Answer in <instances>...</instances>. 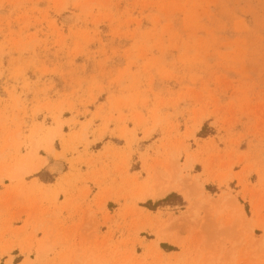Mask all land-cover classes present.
Segmentation results:
<instances>
[{
    "label": "rangeland",
    "instance_id": "1",
    "mask_svg": "<svg viewBox=\"0 0 264 264\" xmlns=\"http://www.w3.org/2000/svg\"><path fill=\"white\" fill-rule=\"evenodd\" d=\"M261 227L264 0H0V264H264Z\"/></svg>",
    "mask_w": 264,
    "mask_h": 264
},
{
    "label": "bare ground",
    "instance_id": "2",
    "mask_svg": "<svg viewBox=\"0 0 264 264\" xmlns=\"http://www.w3.org/2000/svg\"><path fill=\"white\" fill-rule=\"evenodd\" d=\"M37 169L38 168H36L35 170H37ZM179 189L180 188H179V186L177 184H170L169 186H167L166 188L162 189L161 191H159L156 194L151 193L149 195H145L143 199H146L148 197L153 198V199H155V198L157 199L158 197L159 198L160 197H163L169 191L179 190ZM182 192L186 196V198H188V199H191L192 198L191 195H190V193L185 188L182 189ZM261 229H264V227H261ZM24 264H30V263L28 261H26Z\"/></svg>",
    "mask_w": 264,
    "mask_h": 264
},
{
    "label": "crops",
    "instance_id": "3",
    "mask_svg": "<svg viewBox=\"0 0 264 264\" xmlns=\"http://www.w3.org/2000/svg\"><path fill=\"white\" fill-rule=\"evenodd\" d=\"M38 170V169H37ZM37 170H35V171H37ZM34 172V171H33ZM51 184H54V183H51ZM44 185H46V184H44ZM75 195H69V197H68V199H69V202H71V204H72V202H74V201H76L75 200ZM74 198V200L73 201H71L70 199H73ZM58 201H59V203H61V202H63L64 201V198L63 197H60L59 199H58ZM71 214H73V213H71ZM63 216H66L65 214H63ZM71 216V215H70ZM73 220H76L75 219V217H73L72 218ZM73 220H72V222L71 221H66L65 222V225L66 226H72L73 225V223L75 222H73ZM19 256H21L20 254H16V255H11V257H12V261H11V264H24L25 263V261L26 260H29L28 262L31 264V262H32V264H35L33 261L35 260V258L34 257H29L28 259H26L24 256H22L21 257V259L18 261V263H14V260L16 259V258H18ZM7 261V260H6ZM31 261V262H30ZM38 263V262H37ZM43 264H47V263H43Z\"/></svg>",
    "mask_w": 264,
    "mask_h": 264
}]
</instances>
